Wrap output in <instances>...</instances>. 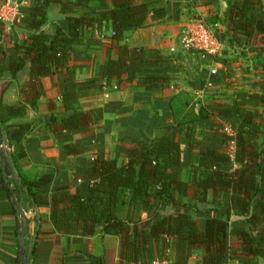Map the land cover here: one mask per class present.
<instances>
[{"label": "trees", "instance_id": "16d2710c", "mask_svg": "<svg viewBox=\"0 0 264 264\" xmlns=\"http://www.w3.org/2000/svg\"><path fill=\"white\" fill-rule=\"evenodd\" d=\"M51 2L60 3L63 12L72 11L75 6L90 9L89 0H32L22 20L35 32L7 49L10 53L6 63L15 75L27 60L30 62L29 79L21 85V94L23 101L32 107L44 94L40 78L57 74L63 110L53 130L68 141L63 145L66 154L79 155L84 148L79 142H69L72 134L89 129L103 112L127 110L120 100H108L99 108H84L83 100L100 96L111 77L119 79L122 75L127 81L135 78L148 90L167 87L176 65L169 55L155 48L129 47L122 42L124 30L143 25L146 3L111 0L109 7L91 14L64 17L53 33L46 34L40 28ZM252 4V0L229 4L228 25L233 31H242L247 42L255 37L264 46V20L256 11H249ZM103 19L112 22L110 38L116 42L118 56L108 57L98 75L76 80L74 67L68 64L75 46L81 43L87 27ZM219 72H208L211 84L221 81ZM206 81L193 84L203 88ZM262 83L260 92H240L228 102L202 104L201 118H214L209 123L205 121L214 131L203 139L194 137L196 124H187L181 138L176 137L179 127L169 128L153 138L141 131L137 138L122 137L133 145L117 146V155L109 158L103 139L95 137L94 157L87 164L82 158L85 166L73 171L71 182L58 185L56 178L53 184L49 214L52 224L57 231L68 234L91 235L101 226V232L117 235V264H151L164 258L169 239L175 250L180 251V262L174 264H186L189 256L199 249L201 264H223L232 258L252 263L255 256H264ZM3 126L4 119H0V141ZM226 126L231 133L225 131ZM185 145L189 146L188 151H184ZM190 148L197 149V164L187 166L185 159L190 158ZM120 152L125 156L121 163ZM185 167L192 169L188 182L179 178ZM209 190L213 192L212 207L199 210L192 200L206 201ZM28 194L33 197L29 186ZM183 197L188 201L183 202ZM141 211L146 212V217L140 216ZM233 215L243 218L232 220ZM195 217L202 218L201 226ZM232 237L240 241L238 253L231 252Z\"/></svg>", "mask_w": 264, "mask_h": 264}, {"label": "crops", "instance_id": "0c3cea01", "mask_svg": "<svg viewBox=\"0 0 264 264\" xmlns=\"http://www.w3.org/2000/svg\"><path fill=\"white\" fill-rule=\"evenodd\" d=\"M6 0H0V3ZM17 2L24 13L32 0H10ZM147 4V14L143 25L123 31L122 42L129 47L155 48L169 55L175 69L172 70L170 85L161 89L148 90L122 75L111 77L104 92L97 97L83 100L84 108H99L108 100H120L127 110L123 113L103 112L100 120L89 129L72 134L69 142H79L84 151L81 154H66L61 133L53 130V125L62 112L61 85L57 84V74L40 78L44 94L36 106L23 101L21 85L29 79L30 62L15 75L10 73L6 60L7 50L13 44H20L35 32L27 27L24 20L7 29L0 21V119H4V133L12 151L0 152V264H16L24 261L21 251L25 246L29 253L27 264H117L119 262V237L101 232V226L91 235L63 233L57 231L50 220V194L57 178L62 185L72 181L74 170L84 168L94 157V139L100 136L106 156L117 155V146L130 147L133 144L122 137L137 138L141 131L149 137L159 136L170 128H180L176 137L181 138L187 124H196L194 137L203 139L214 130L205 124L213 121L212 116L201 118L199 108L212 101L228 102L240 92H260L264 81V46L255 37L248 39L242 31H233L228 25L227 7L240 0H135ZM249 11H256L264 20V0H252ZM111 0H89L88 10L74 7L72 11L61 10V4L51 2L47 7V18L40 28L46 34L54 32L55 25L66 16L88 15L97 9L110 6ZM224 3L226 5L224 6ZM193 20L203 21L222 42V50L214 59L223 67L221 81L205 86L210 58H202L196 52L185 48L182 32ZM111 20L103 19L93 27L84 30L81 43L75 46L69 66L74 67L76 80L99 74L104 61L118 56L115 41L110 38ZM88 44V45H87ZM222 61H220V60ZM198 64L192 68V64ZM204 63V64H202ZM203 81V88L193 83ZM105 93H107L105 95ZM217 121V120H216ZM184 151L189 146H183ZM189 163L197 164V149L190 148ZM84 158V160L82 159ZM124 153L118 154V162L124 161ZM5 163H7V174ZM64 176H61V173ZM192 169L185 167L179 178L188 182L192 179ZM66 178V180H64ZM26 180V183H24ZM73 183H78L73 180ZM28 186L33 197L28 194ZM71 192L74 188H70ZM206 201L192 203L201 210L212 207V190ZM188 201L187 197L182 198ZM183 210V209H181ZM141 211L140 216L146 217ZM193 215V212H192ZM202 225V218L195 217ZM201 228V227H200ZM35 238L33 239V236ZM167 241V256L180 262L179 254ZM240 241L231 238V252H240ZM201 250L193 252L186 264H201ZM254 262L243 263L237 258L229 264H264V256H255Z\"/></svg>", "mask_w": 264, "mask_h": 264}, {"label": "built area", "instance_id": "2783aa9c", "mask_svg": "<svg viewBox=\"0 0 264 264\" xmlns=\"http://www.w3.org/2000/svg\"><path fill=\"white\" fill-rule=\"evenodd\" d=\"M23 17L24 13L20 10L17 2L6 0L0 3V21L7 29L21 21ZM181 43L185 48L196 52L202 58H210L212 60L209 74H215L223 67L220 62L214 59L222 50V42L203 21L193 20L191 23L187 24L182 32ZM206 85H211L208 79ZM106 94L107 93H105V95ZM225 131L231 133L232 130L230 127L226 126ZM231 145H233V142H231ZM0 149L7 152L12 151L11 146L5 141L0 142ZM151 264H174V261L169 258H157L153 260ZM223 264L229 263L226 262Z\"/></svg>", "mask_w": 264, "mask_h": 264}, {"label": "water", "instance_id": "95a60500", "mask_svg": "<svg viewBox=\"0 0 264 264\" xmlns=\"http://www.w3.org/2000/svg\"><path fill=\"white\" fill-rule=\"evenodd\" d=\"M225 5H226V3H224V6ZM5 137L6 136L4 135L3 136V139L1 141L7 142L6 139H5ZM0 152L2 153V150L1 149H0ZM5 167H6L7 174L9 175V170L7 169V163H5ZM241 218H243V216L233 215L232 220L241 219ZM34 238H35V235L33 236V239ZM21 251L23 253H25V255H24V261H22V262L18 261L16 264H27L28 263V260H29V253L27 252L25 246H22Z\"/></svg>", "mask_w": 264, "mask_h": 264}, {"label": "rangeland", "instance_id": "374dc122", "mask_svg": "<svg viewBox=\"0 0 264 264\" xmlns=\"http://www.w3.org/2000/svg\"><path fill=\"white\" fill-rule=\"evenodd\" d=\"M220 52H221V51H220ZM220 52H219V53H220ZM198 64H199V63H198ZM198 64L195 62V64H192V68H194V67H195L196 65H198ZM202 64H204V63H202ZM211 85H212V84H211ZM211 85H210V86H211ZM210 86H209V87H210ZM207 87H208V86H207ZM166 256H167V255H166ZM164 258H166V257H164Z\"/></svg>", "mask_w": 264, "mask_h": 264}]
</instances>
